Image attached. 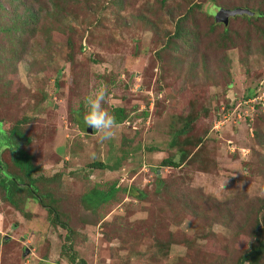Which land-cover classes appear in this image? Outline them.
Instances as JSON below:
<instances>
[{
	"label": "rangeland",
	"instance_id": "obj_1",
	"mask_svg": "<svg viewBox=\"0 0 264 264\" xmlns=\"http://www.w3.org/2000/svg\"><path fill=\"white\" fill-rule=\"evenodd\" d=\"M215 7L264 13V0H0V171L14 183L24 152L38 180L17 208L0 191V264H236L255 243L264 19L235 16L225 34L209 29ZM185 13L191 48L167 42ZM102 86V106L126 116L104 141L83 121Z\"/></svg>",
	"mask_w": 264,
	"mask_h": 264
},
{
	"label": "trees",
	"instance_id": "obj_2",
	"mask_svg": "<svg viewBox=\"0 0 264 264\" xmlns=\"http://www.w3.org/2000/svg\"><path fill=\"white\" fill-rule=\"evenodd\" d=\"M10 1L12 2V0H10ZM215 9H224V8L215 7ZM245 9H247V8H245ZM248 10L253 12V15L252 16L243 15V16H245V18L247 20L264 19V13H262L261 11L252 10V9H248ZM34 15H36L35 12L30 13V16H34ZM207 16H208V14H207ZM186 17H187V15L185 13V15H183L181 18H179V20L175 24V28H174L173 33L168 36L167 42H169L171 39L176 40V41L181 39L187 48H191L190 40H192L193 38H190V36H191L190 32L185 31L186 29H183L180 25V23L182 21H184V19ZM211 25L212 26H209L210 30L216 26H220V27H223V29H224L223 33L226 34L228 32V30L225 29L223 24L217 23L215 21V18L213 16L211 17ZM1 30L2 29H0V31ZM195 36H193V37H195ZM195 42H196V39L194 40V43ZM114 116L116 118L118 125L122 124L126 119V116L124 114V110L121 108L115 109ZM186 127H188L187 124L184 125L183 130H181L177 133L180 134V133L184 132ZM187 129H189V128H187ZM16 133L17 132L15 131V128H12V130L10 131L9 134L13 135ZM192 140L193 139L187 140L188 145H190L192 143ZM195 140L197 141L196 144L201 142L200 138H197ZM184 141H186V140H184ZM172 144L176 145L177 141L174 140ZM181 152H182L183 156L179 160L176 161L173 158H167V159H164L161 161V166L162 167L177 168L179 166V164L182 163L181 161H183L185 159V157H186L185 154H187L184 151H181ZM32 162H33L32 157L30 155H28L24 152H18L17 153V159L14 161V166L17 168L19 175L17 173L13 174L14 176L11 175V177H13L16 181H19L21 183L22 182H28L29 186L27 188L25 186L18 187L17 184L15 183V181H14L15 184L11 183L8 179H6L3 176V173H2L3 171L2 172L0 171V191L3 193V198H5V200H7L15 208H17L16 205L20 200H24V196L22 194L25 191L27 192L26 194L33 197L34 188L32 186L38 180L32 178L33 173L36 171L35 166L33 165ZM90 168L103 170L107 167L102 163H92L90 165ZM115 188L116 187L113 185V187H111L108 192L94 191V192L90 193V196H94L95 198L99 194L101 195V197L97 200L96 203H93V205H91V206L89 203H87V204L84 203L85 206H87L89 209H92V210L97 209V207H100L104 203L111 200V197L115 193V190H116ZM141 195H142V193H141ZM44 198L46 199L47 202H50V203H48V204L46 203L44 205V202H43ZM38 199H39V202L42 204V206H44V208H46V210L48 212V218L50 219L51 223L53 225L60 224L63 229L68 230L67 225L65 223L61 222L60 214L57 212L56 208L51 206V204H53L52 203L53 199H51V195L49 193H46V194L44 193L41 196H39ZM258 224H259L258 227H256V229H255V236H256L255 243L253 245H251L246 251H244L241 254V256L237 259L236 264H264V216H263V219L258 221ZM69 263L70 264H83V262L80 260L76 261V258L73 255H70Z\"/></svg>",
	"mask_w": 264,
	"mask_h": 264
},
{
	"label": "clouds",
	"instance_id": "obj_3",
	"mask_svg": "<svg viewBox=\"0 0 264 264\" xmlns=\"http://www.w3.org/2000/svg\"><path fill=\"white\" fill-rule=\"evenodd\" d=\"M106 94V86H102L84 100L86 110L83 121L100 134L102 141L112 139L116 134L115 129L118 128L115 116L102 106Z\"/></svg>",
	"mask_w": 264,
	"mask_h": 264
},
{
	"label": "water",
	"instance_id": "obj_4",
	"mask_svg": "<svg viewBox=\"0 0 264 264\" xmlns=\"http://www.w3.org/2000/svg\"><path fill=\"white\" fill-rule=\"evenodd\" d=\"M217 10H218V12H217L216 16H214L215 21L217 23L223 24L224 26H227L228 20L230 18L235 17V16H243V15L252 16L253 15V12H251L250 10L245 9V8H236L233 10H225V9H217ZM87 131H88V133H92L91 127H88ZM5 238L8 239L7 236Z\"/></svg>",
	"mask_w": 264,
	"mask_h": 264
},
{
	"label": "flooded vegetation",
	"instance_id": "obj_5",
	"mask_svg": "<svg viewBox=\"0 0 264 264\" xmlns=\"http://www.w3.org/2000/svg\"><path fill=\"white\" fill-rule=\"evenodd\" d=\"M3 168V167H2ZM15 181V180H14ZM17 182V181H16ZM18 183V182H17ZM19 184H21V187L24 185V184H22V183H19Z\"/></svg>",
	"mask_w": 264,
	"mask_h": 264
},
{
	"label": "crops",
	"instance_id": "obj_6",
	"mask_svg": "<svg viewBox=\"0 0 264 264\" xmlns=\"http://www.w3.org/2000/svg\"><path fill=\"white\" fill-rule=\"evenodd\" d=\"M21 186V184H19V187Z\"/></svg>",
	"mask_w": 264,
	"mask_h": 264
}]
</instances>
